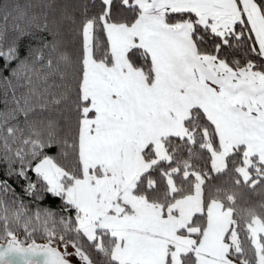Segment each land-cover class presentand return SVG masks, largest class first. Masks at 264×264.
I'll return each mask as SVG.
<instances>
[{
    "label": "snow or ice",
    "instance_id": "snow-or-ice-1",
    "mask_svg": "<svg viewBox=\"0 0 264 264\" xmlns=\"http://www.w3.org/2000/svg\"><path fill=\"white\" fill-rule=\"evenodd\" d=\"M0 104V264H264V0H0Z\"/></svg>",
    "mask_w": 264,
    "mask_h": 264
},
{
    "label": "trees",
    "instance_id": "trees-1",
    "mask_svg": "<svg viewBox=\"0 0 264 264\" xmlns=\"http://www.w3.org/2000/svg\"><path fill=\"white\" fill-rule=\"evenodd\" d=\"M18 2L21 3V4H24V3H27L28 0H18ZM33 2H35V0H33ZM51 2L60 3L61 0H51ZM3 108H4V105L0 104V109H3ZM201 163H203V161H201ZM10 183H12V185L16 189L17 193L21 192L20 188L16 185L15 181H10ZM0 198H4L6 200V202L10 203V200H11V196L10 195L8 197H3L2 194H0ZM22 199H23L24 203L27 205L28 214L31 215L36 209V204L30 202L31 201V197L22 196ZM55 203L58 204L59 201L57 200V201H55ZM50 204H52L51 199H47V200L41 202L40 206L41 207H47ZM11 208H12V210H15V206L14 205H12ZM16 231H17V234L19 235V238H20V240L22 242L35 241L38 244H43L45 242V240L43 239V231H42V229L39 230V231H36V232H32L31 227H29L28 234H25L23 224L21 223V225L18 228H16ZM3 243H4V241L0 240V245H2Z\"/></svg>",
    "mask_w": 264,
    "mask_h": 264
},
{
    "label": "rangeland",
    "instance_id": "rangeland-1",
    "mask_svg": "<svg viewBox=\"0 0 264 264\" xmlns=\"http://www.w3.org/2000/svg\"><path fill=\"white\" fill-rule=\"evenodd\" d=\"M55 246V245H54ZM69 250H71V249H69Z\"/></svg>",
    "mask_w": 264,
    "mask_h": 264
}]
</instances>
